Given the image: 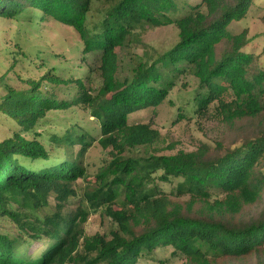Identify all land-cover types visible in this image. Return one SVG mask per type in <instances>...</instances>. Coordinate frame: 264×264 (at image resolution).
<instances>
[{"label": "trees", "instance_id": "trees-1", "mask_svg": "<svg viewBox=\"0 0 264 264\" xmlns=\"http://www.w3.org/2000/svg\"><path fill=\"white\" fill-rule=\"evenodd\" d=\"M95 1L0 0V18L53 19L72 27L82 43V65L88 67L86 58L96 52L92 59L102 77L96 90L85 77H76L79 95L60 100L44 80L73 79L48 73L29 89L2 95L0 111L30 132L50 111L89 103L109 162L84 201L93 210L105 206L117 228L110 239L88 236V209L65 211L73 183L88 174L85 155L94 137L75 126L52 135L67 155L35 169L28 162L51 156L39 139L16 131L0 141V264H137L161 247H172L185 264H215L222 257L237 261L250 254L264 264V208L257 216L243 213L264 199V68L258 55L247 51L253 40L248 29L228 28L247 17L254 0H200L182 15L177 0H120L104 13L100 28L92 29L87 23ZM171 25L178 29L177 42L152 53L146 32ZM137 46L144 53L131 77L108 83L116 49ZM88 68L90 75L94 68ZM176 90L187 91L177 107L180 118L213 113L241 140L225 149L217 143L215 150L202 144L196 151L149 152L161 141L160 131L150 122H130V115L165 102L174 105ZM175 179L172 191L160 184ZM42 240L50 241L42 253L23 249Z\"/></svg>", "mask_w": 264, "mask_h": 264}, {"label": "rangeland", "instance_id": "rangeland-1", "mask_svg": "<svg viewBox=\"0 0 264 264\" xmlns=\"http://www.w3.org/2000/svg\"><path fill=\"white\" fill-rule=\"evenodd\" d=\"M119 1L96 0L90 12L88 26L92 29H99L104 13ZM177 2L181 8L177 15H182L190 10L189 3L195 4L200 0H177ZM228 28L233 33L248 29L249 37H252L253 40L247 51L258 55L259 65L264 68V0H254L247 17L233 21ZM144 40L151 48L152 53H155L153 49L165 51L177 42L178 29L174 25L150 29L144 35ZM81 44L79 34L72 27L53 19L31 23L25 18L19 20L0 18V97L7 94L10 89L17 91L29 89L32 81H38L48 73L62 79H73L67 84L44 80L43 85L47 84V87H53V91L58 93L60 100L68 97L69 100H72L79 95L80 90L73 87L76 77H85L86 85L96 90L102 79L97 61L92 59L96 52L90 53L85 61L89 63L88 67L94 68L92 74L89 75V68L81 63ZM116 50L118 59L114 64L113 74L107 80L108 83L130 78L140 62V56L144 53L143 47L139 46L117 48ZM189 82L190 87L195 85L193 78H190ZM45 88L46 86H43V89ZM64 91L66 93L60 94ZM186 96L187 91L176 90L171 96L174 105L165 102L154 109L141 110L130 115V122H150L154 128L160 131L161 141L151 147L149 152L174 154L179 150L196 151L202 144L211 145L215 150L217 143H222V147L225 149L234 145L233 142L241 140L239 132L230 130L213 113L204 117L180 118L177 115V107ZM72 126H75L79 133H89L95 140L85 155L84 164L88 174L73 183L75 193L70 197L65 211L67 209L76 211L79 207L88 209L89 217L84 224L86 235L91 236L99 233L110 239L112 231L117 228V225L106 214L105 206L93 210L84 201L85 193L97 184V174L109 162L108 152L104 151L99 144L100 125L98 119L92 114L89 103L73 102L68 109L50 111L30 132L19 129L15 120L0 111V141L11 137L17 131L29 139L37 138L45 145L51 159L28 162L35 169L66 157V148L59 147L53 142L51 136L64 134L65 130ZM76 147V152H78L79 148ZM139 154H144V151L141 150ZM177 181L175 179L173 182H161L160 184L166 191H172L177 185ZM50 201L55 204L53 196L50 197ZM116 206L121 208L120 204ZM263 208L264 199L246 207L243 213L246 216H257ZM49 244V240L33 241L26 244L23 249L37 255L42 253ZM173 251L172 247H161L151 256H141L137 264H185L186 258L181 254L175 255ZM257 258L255 254L237 259V261L222 257L217 259L215 264H228L229 262L256 264Z\"/></svg>", "mask_w": 264, "mask_h": 264}]
</instances>
